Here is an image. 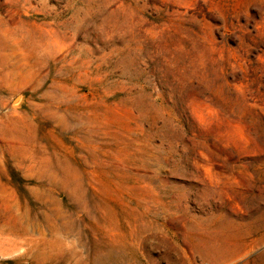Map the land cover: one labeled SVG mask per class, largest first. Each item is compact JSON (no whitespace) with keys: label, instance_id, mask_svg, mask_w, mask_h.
Listing matches in <instances>:
<instances>
[{"label":"rangeland","instance_id":"obj_1","mask_svg":"<svg viewBox=\"0 0 264 264\" xmlns=\"http://www.w3.org/2000/svg\"><path fill=\"white\" fill-rule=\"evenodd\" d=\"M5 200L0 264H264V0H0Z\"/></svg>","mask_w":264,"mask_h":264},{"label":"bare ground","instance_id":"obj_2","mask_svg":"<svg viewBox=\"0 0 264 264\" xmlns=\"http://www.w3.org/2000/svg\"><path fill=\"white\" fill-rule=\"evenodd\" d=\"M40 177V176H39ZM18 207V203H10L9 201L5 200L3 202L0 203V208H3L9 215L10 217H12V220H14L15 224H18V226L22 229H25V226H20V222L17 219L15 210ZM4 220V219H3ZM4 223V221H3ZM48 232V231H47Z\"/></svg>","mask_w":264,"mask_h":264}]
</instances>
